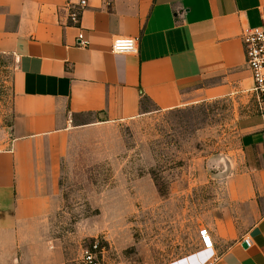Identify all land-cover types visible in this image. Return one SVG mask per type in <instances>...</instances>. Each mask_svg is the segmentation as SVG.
<instances>
[{
    "label": "crops",
    "instance_id": "1",
    "mask_svg": "<svg viewBox=\"0 0 264 264\" xmlns=\"http://www.w3.org/2000/svg\"><path fill=\"white\" fill-rule=\"evenodd\" d=\"M263 21L264 0H88L79 25L66 0H0V264H52L45 231L77 135L253 96L255 111L239 122L245 169L207 227L216 264H264V95L252 91L242 41ZM80 31L88 47L77 45ZM118 37L138 39V52L114 53ZM214 252L165 264H202Z\"/></svg>",
    "mask_w": 264,
    "mask_h": 264
},
{
    "label": "rangeland",
    "instance_id": "2",
    "mask_svg": "<svg viewBox=\"0 0 264 264\" xmlns=\"http://www.w3.org/2000/svg\"><path fill=\"white\" fill-rule=\"evenodd\" d=\"M254 111L255 96L218 98L77 135L45 231L51 263L84 264L95 241L102 264H165L197 251L199 228L221 217L245 169L239 122Z\"/></svg>",
    "mask_w": 264,
    "mask_h": 264
},
{
    "label": "built area",
    "instance_id": "3",
    "mask_svg": "<svg viewBox=\"0 0 264 264\" xmlns=\"http://www.w3.org/2000/svg\"><path fill=\"white\" fill-rule=\"evenodd\" d=\"M112 0H107L110 4ZM66 6L69 10V22L71 25H79L83 11L88 6V0H66ZM242 41L245 49V58L248 69L251 72L253 81V93L258 101H262L264 95V21L257 27L247 28L242 34ZM79 47L89 46V40L85 38L83 31L78 34ZM138 39L131 37H118L113 41L112 51L118 54H135L138 52ZM201 247L205 250H215V241L213 234L208 227L202 226L198 230ZM250 245L248 240H245ZM98 248L95 241L83 250L82 261L84 264H102ZM221 255L214 252L213 255L205 259L202 264H216Z\"/></svg>",
    "mask_w": 264,
    "mask_h": 264
}]
</instances>
